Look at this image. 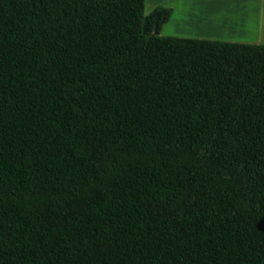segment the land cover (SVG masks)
<instances>
[{
    "label": "trees",
    "instance_id": "16d2710c",
    "mask_svg": "<svg viewBox=\"0 0 264 264\" xmlns=\"http://www.w3.org/2000/svg\"><path fill=\"white\" fill-rule=\"evenodd\" d=\"M144 2L0 0V264H264V43Z\"/></svg>",
    "mask_w": 264,
    "mask_h": 264
},
{
    "label": "crops",
    "instance_id": "0c3cea01",
    "mask_svg": "<svg viewBox=\"0 0 264 264\" xmlns=\"http://www.w3.org/2000/svg\"><path fill=\"white\" fill-rule=\"evenodd\" d=\"M165 5L173 7L171 15H189L212 29L208 37L264 43V0H167Z\"/></svg>",
    "mask_w": 264,
    "mask_h": 264
},
{
    "label": "rangeland",
    "instance_id": "374dc122",
    "mask_svg": "<svg viewBox=\"0 0 264 264\" xmlns=\"http://www.w3.org/2000/svg\"><path fill=\"white\" fill-rule=\"evenodd\" d=\"M167 0H145L144 2V14L150 12L157 5L166 6ZM172 7V6H171ZM173 9V7H172ZM189 15H182L181 13L176 16L171 15L169 20L163 24L160 29V35L164 36H178V37H191V38H209L225 40L220 38L208 37L206 31L212 30L200 25L198 21L193 20ZM187 17V18H186ZM184 21V22H183ZM231 41V40H225Z\"/></svg>",
    "mask_w": 264,
    "mask_h": 264
},
{
    "label": "bare ground",
    "instance_id": "6f19581e",
    "mask_svg": "<svg viewBox=\"0 0 264 264\" xmlns=\"http://www.w3.org/2000/svg\"><path fill=\"white\" fill-rule=\"evenodd\" d=\"M184 22V21H183Z\"/></svg>",
    "mask_w": 264,
    "mask_h": 264
}]
</instances>
